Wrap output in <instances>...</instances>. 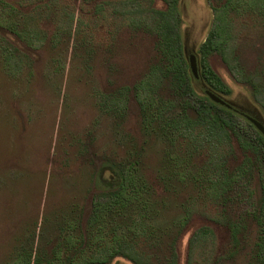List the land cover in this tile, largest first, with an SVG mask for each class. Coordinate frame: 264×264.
I'll return each instance as SVG.
<instances>
[{
	"label": "trees",
	"instance_id": "trees-1",
	"mask_svg": "<svg viewBox=\"0 0 264 264\" xmlns=\"http://www.w3.org/2000/svg\"><path fill=\"white\" fill-rule=\"evenodd\" d=\"M208 1L214 20L197 53L198 78L184 52L180 0H78V15L66 14L78 26L85 18H119L128 31L152 37L146 73L131 87L109 90V108L126 113L134 104L145 144L156 138L165 148L148 175L144 146L136 149V138H128L125 156L101 160L86 190L45 217L42 224L52 222L53 232L44 235L40 227L6 264H112L118 258L180 264L188 233L186 264H264V135L248 111L206 93L233 92L211 62L218 54L231 69L239 68L243 83L264 105V74L230 59L232 51L236 57L232 47L244 9L256 14L255 25L264 32V0ZM57 2L34 1L25 13L13 4L0 12L7 74L20 77L28 67L32 75L42 49L58 43L59 32L50 35L45 27L59 16Z\"/></svg>",
	"mask_w": 264,
	"mask_h": 264
},
{
	"label": "rangeland",
	"instance_id": "rangeland-1",
	"mask_svg": "<svg viewBox=\"0 0 264 264\" xmlns=\"http://www.w3.org/2000/svg\"><path fill=\"white\" fill-rule=\"evenodd\" d=\"M34 1L0 0V12L16 4L25 13ZM57 5L59 16L48 19L45 27L50 35L59 32L58 43L42 49L32 75L28 67L20 77L7 74L0 49V264L25 239L38 235L40 227L44 235L53 232L52 222L42 224L45 217L86 190L101 160L125 156L128 138H136V149L144 146L148 175L165 148L156 138L145 144L134 104L126 113L109 108V90L131 87L146 73L152 37L128 31L119 18H113L116 23L85 18V25L78 26L77 20L71 24L66 14H76L78 0H58ZM180 10L185 55L194 53L199 59L213 9L208 0H180ZM255 15L244 9L245 22L232 47L236 57L232 51L230 59L232 65L264 74V32L255 25ZM211 62L233 90L224 98L264 121V105L243 83L239 68L231 69L218 54ZM188 237L181 241L180 264H186ZM112 264L133 263L118 258Z\"/></svg>",
	"mask_w": 264,
	"mask_h": 264
},
{
	"label": "water",
	"instance_id": "water-1",
	"mask_svg": "<svg viewBox=\"0 0 264 264\" xmlns=\"http://www.w3.org/2000/svg\"><path fill=\"white\" fill-rule=\"evenodd\" d=\"M187 57L189 59V64L192 73L194 74L195 77H199V64H198V59L196 54L194 53H188L187 52ZM206 93L208 96L215 102L220 103L222 105H225L229 108H234L236 110L242 109L238 108L235 104H233L231 101L228 99L224 98L223 96L215 93L214 91L207 89ZM243 113V112H242ZM246 117L255 125V127L264 135V121L257 115L248 112H244Z\"/></svg>",
	"mask_w": 264,
	"mask_h": 264
}]
</instances>
